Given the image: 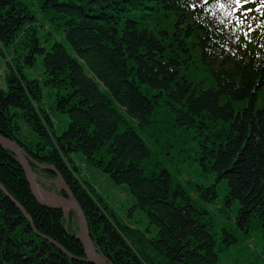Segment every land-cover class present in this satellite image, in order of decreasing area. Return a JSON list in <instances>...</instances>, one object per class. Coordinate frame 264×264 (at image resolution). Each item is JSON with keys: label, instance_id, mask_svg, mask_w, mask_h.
<instances>
[{"label": "trees", "instance_id": "16d2710c", "mask_svg": "<svg viewBox=\"0 0 264 264\" xmlns=\"http://www.w3.org/2000/svg\"><path fill=\"white\" fill-rule=\"evenodd\" d=\"M194 2L42 0L49 20L61 26L60 39L41 36L22 1L0 0V50L13 56L0 88V133L61 172L96 247L115 264H220L222 245L199 217L205 207L197 206L218 195L216 184L198 185L196 200L153 161L141 132L161 109L188 132L186 139L197 133L211 170L228 181L226 206L239 201L238 226L246 232L260 227L264 236V46L237 51L208 13L196 8L200 13L190 18ZM38 56L44 85L59 89L54 108L70 118L60 134L41 105L43 84L27 74ZM79 153L116 184L127 185L134 198L130 214L144 211L147 229L121 221L89 182L77 180ZM0 182L39 232L85 255L63 215L36 200L22 165L1 144ZM30 225L0 189V264H89L70 259ZM223 241L227 248L238 240L225 231Z\"/></svg>", "mask_w": 264, "mask_h": 264}, {"label": "rangeland", "instance_id": "374dc122", "mask_svg": "<svg viewBox=\"0 0 264 264\" xmlns=\"http://www.w3.org/2000/svg\"><path fill=\"white\" fill-rule=\"evenodd\" d=\"M36 16L39 33L41 36L51 35L62 39L63 33L61 26L56 27L51 22L42 9V0H20ZM64 39V38H63ZM48 47L50 44L48 43ZM11 53L0 50V85L5 87V76L8 64L13 60ZM28 76L31 79H38L43 85V100L41 105L49 112L57 133L63 132L69 124V115L61 113L54 108L57 99L58 88L44 85L45 67L43 58L38 56L34 65L29 68ZM264 103V96L260 97V104ZM40 110V106H37ZM41 112V111H40ZM161 126L162 132L157 131ZM145 141L147 142L152 159L159 161V164L167 167L172 176L173 183H181L198 200L197 186L208 187L213 183L217 186L218 195L209 203L204 204L197 201L199 208L205 207L207 213L199 217L207 224V228L219 238L218 247L220 248V264H264V236L259 227L252 228L249 232L241 229L236 223L239 201H234L231 206H226L225 196L228 191V181L218 180L216 173L211 170L203 153L201 152L199 137L196 132H189V139H186L188 132L176 126L170 114L165 109L158 112L149 129H141ZM24 149V147H23ZM74 157V155H73ZM76 163L79 167V175L82 182H89L95 190L100 193L114 209L115 214L123 222L138 225L142 229H147L149 220L144 211L136 210L130 214V208L134 204V198L129 193L127 185L116 184L109 175L88 163L86 158L79 153L75 155ZM40 164H45L36 160ZM33 166V165H32ZM54 171L51 174L50 171ZM33 171L36 182L43 189L52 195L67 197L66 192L61 191L62 182L58 173L52 169H43L34 165ZM54 197V196H53ZM57 200V198H56ZM46 202V201H45ZM66 213L71 215L72 225L75 230L79 229L80 223L75 210H68ZM225 231L230 232L237 238V242L230 244L227 248L223 237ZM96 246V245H95ZM98 254L102 255L96 247Z\"/></svg>", "mask_w": 264, "mask_h": 264}, {"label": "water", "instance_id": "95a60500", "mask_svg": "<svg viewBox=\"0 0 264 264\" xmlns=\"http://www.w3.org/2000/svg\"><path fill=\"white\" fill-rule=\"evenodd\" d=\"M0 144L3 145L6 149H9L12 152H14L17 159L23 165L25 172H26L27 180L30 183L31 190H32L34 196L36 197V199L39 201V203L42 206H44V208L48 209L49 211L55 212L56 210H54V208H57V207H53V206L46 204L44 202V200L41 199V196L38 194V191L36 189L37 183H36V179H35V174H34V171L32 169V166L30 164V161H33L35 163H36V161L34 159L28 157L27 152L21 147V145L17 141L11 140L10 138L4 136L1 133H0ZM49 167L56 170L55 166H49ZM57 173H58L59 179L61 180V182L64 186L63 187L64 190L67 192L68 196H70V198L67 201V204L64 205V207H62V209L64 211H66L67 209L74 208L77 211L80 226H81V230H80L81 232H80L79 238L84 245L86 257L83 259H79V258L73 256L72 254L66 252L63 249V247L61 245H59L58 243H56V244L61 249H63L73 259H78V260L93 263V264H114V262H112L108 257H103L100 254L95 253L93 241L91 238L90 225H89V222L87 220V217H86L79 201L77 200L76 196L72 192L69 185L66 183L62 174L59 171H57ZM0 187L4 190V192L6 194H8L12 198V200L14 202H16V200L7 192V190L5 189V187L1 183H0ZM61 198H63V197H61ZM18 207L21 209V205H18ZM21 210L23 212H26L24 208H22ZM94 254H96L98 256V258H95Z\"/></svg>", "mask_w": 264, "mask_h": 264}, {"label": "bare ground", "instance_id": "6f19581e", "mask_svg": "<svg viewBox=\"0 0 264 264\" xmlns=\"http://www.w3.org/2000/svg\"><path fill=\"white\" fill-rule=\"evenodd\" d=\"M0 88H2V89H4V87L2 86V85H0ZM77 178V180L82 184V179H81V177L80 176H77L76 177ZM36 189H37V191H38V194L41 196V199L42 200H44V201H46V203H48L49 205H52V206H63V205H66L67 204V201H68V199L70 198V196H67V197H63V198H61V197H59V195H52L51 193H47V192H45V194L43 193V189L40 187V185H38L37 184V186H36ZM75 195V194H74ZM6 196L7 197H9L11 200H12V198L8 195V194H6ZM12 196V195H11ZM54 196V197H53ZM15 200H16V202H14L13 200V202L18 206V205H21V209L22 208H24L25 209V207H24V205H22V203L21 202H19L14 196H12ZM56 198H57V200H56ZM20 209V210H21ZM22 211V210H21ZM25 211L26 212H23L22 211V213L27 217V215H30L29 213H28V211L25 209ZM33 218V217H32ZM31 218V228H32V230L33 231H35V233H37L39 236H43L44 234L43 233H41V232H39V230H38V228L36 227V225L34 224V222H33V219ZM94 257L95 258H98V256L96 255V254H94Z\"/></svg>", "mask_w": 264, "mask_h": 264}, {"label": "snow or ice", "instance_id": "6c2138e0", "mask_svg": "<svg viewBox=\"0 0 264 264\" xmlns=\"http://www.w3.org/2000/svg\"><path fill=\"white\" fill-rule=\"evenodd\" d=\"M237 2L239 3V0H237Z\"/></svg>", "mask_w": 264, "mask_h": 264}]
</instances>
